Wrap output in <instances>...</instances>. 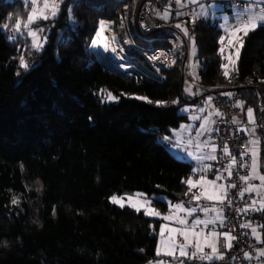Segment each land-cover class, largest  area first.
<instances>
[{
    "label": "trees",
    "instance_id": "16d2710c",
    "mask_svg": "<svg viewBox=\"0 0 264 264\" xmlns=\"http://www.w3.org/2000/svg\"><path fill=\"white\" fill-rule=\"evenodd\" d=\"M29 5L0 0V264H144L156 257L161 219L109 198L142 192L162 213L168 205L160 197L191 198L185 181L192 164L160 141L187 121L180 109L193 102L182 86L187 43L163 82L136 80L91 49L100 21L117 20L120 0H63L57 15L39 24L46 30L40 51L8 34ZM181 24L194 34L196 79L225 82L217 20L201 15ZM236 67L240 99L260 115L264 27L244 37ZM102 91L118 99L106 102ZM260 162L264 173V143Z\"/></svg>",
    "mask_w": 264,
    "mask_h": 264
},
{
    "label": "built area",
    "instance_id": "2783aa9c",
    "mask_svg": "<svg viewBox=\"0 0 264 264\" xmlns=\"http://www.w3.org/2000/svg\"><path fill=\"white\" fill-rule=\"evenodd\" d=\"M121 11L117 20L102 19L106 22L103 33L101 21L94 34L91 49L97 59L113 71L134 79H150L155 82H163L166 78L165 71L171 68L176 57L182 50L185 43L186 54L189 40L194 38L193 32L188 30L186 36L181 35L177 24L182 25L186 18L192 19L202 15V10L217 6L220 9H236L242 15L245 9L258 11L264 8V0H120ZM165 12L169 13L168 19H163ZM123 25V26H121ZM173 26V29L168 27ZM164 31H159L160 29ZM95 41V43H94ZM187 41V42H186ZM107 45V48L105 47ZM115 49V51H113ZM182 86L190 89L193 95V102L189 105L186 114L197 115L210 107L212 121L209 127L200 136V142L212 144L216 149L215 157L208 162L207 174L210 177L225 174V187L227 188V200L224 204H218L222 209L223 224L218 221L207 225H196L209 232H231L237 237L232 242L231 249L223 247L224 238H219L220 252L223 259H213L211 261L186 257L188 264H264V257L259 256L260 249L264 248V243L257 241L252 235L251 228L242 227L251 224L261 233L264 240V211H238L252 204L253 200L260 201L262 195L256 192H244L247 187L246 182L240 177L247 176L251 170L252 145L248 141L254 139L250 132V125L245 121L244 110L237 107L240 94L237 87L240 81L237 72H231L230 78L217 85L200 83L195 77L190 75L189 66L185 63L182 75ZM231 93V96L225 95ZM211 97V100H209ZM262 111L264 106L261 101L258 103ZM219 111L221 115H217ZM233 121H236L235 123ZM243 124L244 129L240 128ZM257 127L259 124L257 123ZM227 145L230 154L224 152ZM236 158V164L232 165V175L229 176L226 169L232 164V158ZM244 165V167H241ZM236 187H231V185ZM243 192V196L240 193ZM204 202V201H202ZM259 207V203L256 204ZM202 212V208L199 213ZM193 223H190L192 228ZM178 244L184 243L178 236ZM195 251L189 247L188 252ZM204 252L211 253L209 247L204 248ZM245 253L251 259L245 258Z\"/></svg>",
    "mask_w": 264,
    "mask_h": 264
},
{
    "label": "snow or ice",
    "instance_id": "6c2138e0",
    "mask_svg": "<svg viewBox=\"0 0 264 264\" xmlns=\"http://www.w3.org/2000/svg\"><path fill=\"white\" fill-rule=\"evenodd\" d=\"M180 0H177V3H179ZM60 3H62V0H42V4H41V0H31V4H32V9L31 12L28 14L27 16V20L26 22H21L20 19H17L14 25V31L15 32H20L21 29H28V35H30L33 40H32V47L34 49H36L37 51L40 50L42 48V44L39 42V32H42L43 29H36V30H32L31 29V25L35 24L38 20L44 19L47 20L50 17H55L59 11V5ZM163 19H168L169 18V13L165 12L162 16ZM123 26V25H121ZM4 28H8V25L5 24L3 26ZM106 27V22L101 21V34L103 33L104 28ZM177 28H181L182 26L180 24L176 25ZM259 27H264V8L259 9L258 11H250L249 9H245L244 13L242 15H238V22L231 27V29H226V31L229 32V38H228V46L233 49V51L229 52V54L224 57L228 63L222 64L221 67L224 69L223 71V75L225 78H230V73L231 72H238V68L236 67V64L239 60V56H240V51L243 48L244 45V37L248 36L249 32H253L255 31L257 28ZM182 30L184 31L185 35L188 34V30L187 28H182ZM224 37H221V55L223 56L224 52H225V48H224ZM95 43V41H94ZM105 47L107 48V45H105ZM113 51H115V49H113ZM19 66L21 68H23L25 71L28 70L29 68V64L26 61L25 57L22 55L19 58ZM20 73L17 72V75H19ZM188 91H190V89H188ZM225 95L231 96V93H225ZM138 99H147L146 97H137ZM106 100L109 101H114L116 99H118V97L113 96L110 92L107 93ZM209 100H211V97H209ZM150 103L152 101H149ZM157 105H162L166 102L163 101H156L155 102ZM173 103H176V101H173ZM237 107H243V102H239L237 104ZM217 115H221V113L219 111L216 112ZM247 115H248V120L249 123L251 124H255V118L253 115V109L252 108H248L247 109ZM91 119V118H90ZM234 123L236 121H233ZM256 129L253 128L250 130L251 133H255ZM167 139V138H165ZM259 140L258 139H251L248 141V144L252 145V148L249 149V151H251L252 154V162H251V174L247 175V176H242L240 177L241 180L245 181L246 183L252 179H259L260 181V185H254V184H248V186L244 189V192H253L259 191V188H264V175L259 174L258 172V164H257V157H258V151H257V145L259 144ZM213 151H215V148L213 147ZM224 152L226 154H230L229 153V149L227 147V145L224 146ZM209 159H216L215 156H209ZM236 164V158L233 157L232 158V164L229 165V168L226 169V171H228L229 176L232 175L231 172V167L232 165ZM241 167H244V165H241ZM221 179V177H216V180ZM216 180H207L204 177H201L199 180L193 182V180L191 178H189L188 180L185 181V183H187L189 185V191H191V189L193 187H197L200 186L203 191L199 194V195H193V199L195 200H200L201 197H204L207 200H215L218 201L220 204H224L225 201L227 200L228 204H231V201L228 200V196H227V188L225 187V185L221 184V185H217L216 184ZM206 185H210L212 186V190L210 191L207 187H205ZM231 187H236V185H231ZM241 196H243V192L240 193ZM110 201L114 204H118L120 207H124L125 206V198L124 197H117L116 195L111 196ZM127 201H128V205L130 207H133L137 212H139L141 210V208L144 209V214L145 215H155V216H160L161 213L158 212L155 208L151 207V202L150 201H144V202H132L133 201V197H127ZM13 203H17V201L14 199ZM259 203V207H256V204ZM177 213L178 212H186L189 215L192 214V212L195 211V209H186L184 208L183 204H177L173 206ZM264 211V194H262V198L261 200L258 202L256 200L252 201V204H250L248 207L244 208V209H238V211ZM202 211H204L205 213H207L209 211L208 208H203ZM212 211L217 212V216L216 219L220 220V222L223 224V220L224 217L222 216V209L221 210H217L216 208H213ZM173 216L170 215H165L163 216L164 220H171L173 219ZM176 222L181 224V225H187V220L180 218L178 215L175 216ZM211 223H215V220H209V221H204V220H200L197 219L193 222L192 228H183V229H169V232H176L179 235L184 237V240L186 241V243L183 244H179L177 245L175 243V239L174 237H170L168 241H163L162 243H164L166 245V250L163 252L164 255H168V256H172L173 259H177L176 257V252L179 251V255L182 257H189V258H199L201 260H208L211 261L214 258L215 259H223V253L220 252V248L218 246L219 244V238L222 236L224 238V243H223V247L227 248V249H231L233 244L232 242L234 240L237 239V237L233 236L231 234V232H223V233H218V232H211L210 233V237L212 238L211 241L209 240V236L205 235L203 232L197 233L195 232V226L199 225V224H211ZM166 226H162L161 227V237H163L164 235V228ZM242 227L245 228H251V232L252 235L255 237V239L257 241H260L261 243H264V240L261 239V233L257 231V228L252 227L251 224H245L242 225ZM260 227H264V225H261ZM191 233L192 236L196 237L195 242H190L189 241V234ZM203 236L204 237V243L207 247H209L211 249V253H206L204 252V246L201 245L200 243V237ZM189 247H193L195 249V251L189 253L187 251V249ZM142 251V250H141ZM156 254L159 256L161 255V249L158 246L157 250H156ZM259 256L264 257V248L260 249L259 251ZM245 258L247 259H251V256L248 253H245ZM149 264H152V262H149ZM156 264H165L164 261H157ZM180 264H183V262L181 261Z\"/></svg>",
    "mask_w": 264,
    "mask_h": 264
},
{
    "label": "rangeland",
    "instance_id": "374dc122",
    "mask_svg": "<svg viewBox=\"0 0 264 264\" xmlns=\"http://www.w3.org/2000/svg\"><path fill=\"white\" fill-rule=\"evenodd\" d=\"M24 1L26 4L30 3V5H29L30 8L28 9V12H27L25 19H20L22 24H23V22H26L27 16L31 12V9H32L31 0H24ZM62 2H63V0H62ZM41 4H42V0H41ZM60 6H61V3L59 5V8H60ZM201 13H202V16H204V17H209L211 20H217L220 28L223 31L222 37L225 38L224 39V45H223L225 48V52H224L223 56L226 57L229 54V52L233 51V49H231L228 46L229 32L226 31V29H231V27H233L238 22L239 11L236 9H232V10L228 11L225 9H220L217 6H212L210 9L202 10ZM50 18H53V17H50ZM43 20L44 19L38 20L36 22L38 24L35 23V24L31 25V29L32 30H36L38 28L43 29L41 26H39V24L43 25L42 24ZM14 25H15V23H12L10 25V27L8 28V34L10 35L9 37L13 38V39L15 38L16 41H18V43L19 42L22 43L21 44L22 48L29 46L32 49L33 38L30 35H28V29L22 28L20 32H15L14 31ZM181 26L182 27L178 28V29L180 30L181 35L186 36L184 31L182 30V28H186V27L183 25H181ZM38 35H39V42L42 44V47H43V45L45 43L46 30L43 29V31L39 32ZM225 63H228V61L226 59H225ZM186 64L189 66L190 75L196 78L197 77L198 62L196 59V46H195L193 38H191L189 40ZM184 91L189 94L187 87H184ZM107 93H109V92H107V91L101 92V98L103 100H105L106 102L109 101V100L105 99ZM112 95L115 96L114 94H112ZM116 100H114V101H116ZM189 105L190 104L184 105L180 109V112L186 113V111L190 107ZM248 108H251V107H248ZM202 110L203 109H201V111H200L201 114H202ZM201 114H197V115L187 114V117H188L187 121L181 122L178 127L171 129L170 135H166L165 137L160 139V141L165 144L167 149L174 156H176L177 158H179L183 161H186V162H189L192 164L193 174L189 178H191L193 180V182L199 180L201 177H204L207 180H216V177L219 176V175H215L213 177H210L207 174V165H208V159H209L208 157L212 156V149L214 146L209 144V143L204 146L205 148H201V146H200V143H201L200 142V136L205 131L204 127H205L206 121L209 117L208 116L209 114L208 115H201ZM253 115H254V118L256 121L254 109H253ZM245 121H246V123H248L251 126H254L256 124V123L255 124L249 123L248 115L246 116ZM165 138H167V139H165ZM257 164H258V160H257ZM258 167H259V165H258ZM258 171H259V168H258ZM216 184L217 185H221V184L224 185V180L222 178L219 180H216ZM205 187H207L210 191L212 190V186H210V185H206ZM202 191H203V189L200 186L193 187L192 188V196L194 194L199 195ZM113 195H116L117 197H124L125 198V206H129L128 201H127V197H133L132 202H134V203L137 201H139V202L150 201L151 202V200L144 193L138 192V191L131 192V193L113 194ZM160 199L164 200L167 203L168 208H169L168 211H170V212H172L175 209L173 207L174 205L182 204V202H180V201L171 202L168 199H166L165 197H160ZM216 202H218V201H216ZM151 207L155 208L152 204H151ZM156 210L158 212H160L161 215L160 216L151 215V217L163 219V216L166 213H169V212H166V213L162 214L161 211H159L158 209H156ZM141 211H143V213H144L143 208H141ZM175 211H176V209H175ZM147 216H149V215H147Z\"/></svg>",
    "mask_w": 264,
    "mask_h": 264
},
{
    "label": "crops",
    "instance_id": "0c3cea01",
    "mask_svg": "<svg viewBox=\"0 0 264 264\" xmlns=\"http://www.w3.org/2000/svg\"><path fill=\"white\" fill-rule=\"evenodd\" d=\"M189 94H191V93L189 92ZM239 102H243V101L240 100ZM247 108L248 107H245L244 104H243L242 109L244 110L245 119H246V116H247ZM254 112H255V116H256V124L254 126H251L250 125V130L253 129V128L256 129L255 133H252V135H253L254 139H258L260 141L259 144L257 145V151H258V158H257V160H258V165H259V167H258L259 168V171L258 172H259V174L264 175V173L261 171V162H260V152H261V149H262V146H263V143H264V139H262L261 134L257 131L258 118L262 114L263 110L262 111L260 110V115H258L255 110H254ZM201 115H208L209 116L208 119H207V121H206V125L204 127V130H206L209 127V125H210V123L212 121V115H211V109H210V107L206 108V110L203 111ZM240 128L244 129L243 124L240 125ZM205 145L206 144H204V143H200L201 148H205L204 147ZM215 154H216V149H215V151H213V149H212V156H215ZM210 160H212V159H208V162ZM251 162H252V159H251ZM250 174H251V171L249 172L248 175H250ZM219 177H221L224 180V185H225V180H226L225 174H220ZM248 184H254V185L259 186L260 185V181H259V179H252V180H250V181H248L246 183L247 186H248ZM188 187H189V185H188ZM191 191H192V189H191ZM254 192H256V191H254ZM256 193H259L261 195L264 194V188H259V191L256 192ZM202 201H204V202H202ZM180 202H182L184 208H186V209H195V211L192 212L191 215H189L186 212H182V211L177 213V211H175V209L172 212H170V211H168L169 208L166 211V212H169V213L164 212V213H166L165 215H170V216H173L174 218L171 219V220H163L162 218H159V219H161V222H160V225H159V230H158V235H157V246H156V250H157V248L159 246L160 249H161V253L162 254L159 255V256L156 254V257L155 258H153L152 260H149V261L145 262L144 264H149V262H152V264H156L157 261H164L165 264H180V262L182 261L183 264H188L185 261V258L186 257L180 256L179 255V251L176 252L177 259H173L172 256H168V255H164L163 254V252L166 250V245L164 243H162V240L163 241H168L170 237H174L175 243L177 245H179L178 242H177V240H176V237L178 236L180 239L183 240L184 243H186V241L184 240V237L183 236L179 235L176 232H171L170 233L169 232V229H183V228H189L190 229L191 228L190 227V223H193L197 219L204 220V221L215 220V222L220 221V220L216 219L217 212L212 211L213 208H216L217 210H220L219 207H218L219 202H216L214 200H207L204 197H201L200 200H195V199H193V196L192 195H191V198L189 200H187V201H180ZM201 208L202 209L203 208H208L209 211L207 213H205L204 211H202L201 213H199V210ZM164 213H162V214H164ZM221 214L223 216V213H221ZM176 215H178L180 218H183V219L187 220V225H181V224L177 223L176 222V219H175V216ZM199 225H205V224H199ZM162 226H166L164 228V235H163V237H161V234H160L161 233V227ZM194 230L197 233L203 232L205 235L209 236V240L211 241V239H212L210 237V233L211 232L204 231V230H202L200 228H197V229H194ZM195 240H196V237L192 236L191 233H190L189 234V241L194 243ZM200 243H201L202 246H204V248L207 247L205 245V243H204V237L203 236L200 237ZM180 244H183V243H180ZM188 250H189V248L187 249V251Z\"/></svg>",
    "mask_w": 264,
    "mask_h": 264
},
{
    "label": "water",
    "instance_id": "95a60500",
    "mask_svg": "<svg viewBox=\"0 0 264 264\" xmlns=\"http://www.w3.org/2000/svg\"><path fill=\"white\" fill-rule=\"evenodd\" d=\"M98 60H100V59H98ZM101 61V60H100ZM102 62V61H101Z\"/></svg>",
    "mask_w": 264,
    "mask_h": 264
},
{
    "label": "bare ground",
    "instance_id": "6f19581e",
    "mask_svg": "<svg viewBox=\"0 0 264 264\" xmlns=\"http://www.w3.org/2000/svg\"><path fill=\"white\" fill-rule=\"evenodd\" d=\"M100 33H101V30H100Z\"/></svg>",
    "mask_w": 264,
    "mask_h": 264
}]
</instances>
